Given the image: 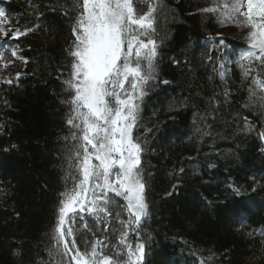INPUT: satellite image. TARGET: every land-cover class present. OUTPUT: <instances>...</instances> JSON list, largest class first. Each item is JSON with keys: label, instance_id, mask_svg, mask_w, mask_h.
<instances>
[{"label": "trees", "instance_id": "trees-1", "mask_svg": "<svg viewBox=\"0 0 264 264\" xmlns=\"http://www.w3.org/2000/svg\"><path fill=\"white\" fill-rule=\"evenodd\" d=\"M73 2L0 0L10 18L6 28L40 25L37 32L9 39L29 62L18 59L19 68L0 78V264H68V257L61 260L49 253L58 195L65 185L63 137L69 134V108L62 101L69 96L62 80L70 70L64 49L73 39L74 17L51 8H71ZM160 3L158 79L170 83L153 82L142 103V122L134 130L143 138L145 129H154L142 156L143 168L150 173V215L141 229L151 245L147 264H264V187L251 191L258 182L264 185V141L258 135L264 132V104L257 100L245 106L250 103L251 81L244 79L237 63L240 53L248 50L250 28L239 23V31L232 21L221 23L219 13H202L214 0ZM33 4L43 18L33 14ZM218 38L225 40L230 53L231 62L223 69ZM221 70L226 73L223 80ZM7 79L12 83H5ZM209 163L216 167L209 169ZM181 167L185 172L180 186L165 198L178 180L173 170ZM230 183L241 188L244 200L233 196ZM124 203L114 198L107 233L92 217H85L91 231L77 220L76 244L82 252L95 239L117 244L121 229L115 213ZM241 205L242 224L233 214ZM119 219H127V214ZM129 240H136L134 233ZM119 250L107 247L104 254Z\"/></svg>", "mask_w": 264, "mask_h": 264}, {"label": "snow or ice", "instance_id": "snow-or-ice-1", "mask_svg": "<svg viewBox=\"0 0 264 264\" xmlns=\"http://www.w3.org/2000/svg\"><path fill=\"white\" fill-rule=\"evenodd\" d=\"M138 4L146 10L141 11ZM32 7L37 19L43 18L44 13L35 4ZM161 7L160 0H74L71 8L60 5L51 8L52 12L60 11L62 16L74 17L70 25L73 39L64 49L70 70L68 78L62 80L69 96L62 101L69 108L65 120L69 134L63 137L65 185L58 195L56 223L52 230L54 243L49 253L59 255L61 260L68 257V264H147L151 245L141 236V229L142 222L150 215L147 179L150 173L143 168L142 156L148 143L146 137L154 129H145L143 138L135 136L134 130L142 122V103L153 82L170 83L158 79L159 49L163 41L157 39L156 26ZM201 11L219 13L221 23L239 22L251 29L248 50L240 53L237 63L244 79L251 81L250 103L245 106L257 100L264 104V0H214L212 6ZM241 17L243 20L239 19ZM9 24V16L0 10V40L5 42L40 30V25L24 30L6 28ZM216 51L220 53L218 58L223 61L220 64L223 69L231 62L223 38H218ZM10 54L25 64L29 62L21 55L19 45L13 46ZM12 63L13 60H6L5 52L0 51V67L7 68ZM173 63L179 62L173 59ZM219 75L223 80L226 73L221 70ZM19 78L18 72L16 79ZM4 82L11 84L12 80ZM229 95L226 89V101ZM244 121L248 128L247 117ZM258 135L264 141V132ZM215 167L213 163L208 164L209 169ZM184 172L183 167L173 170L178 180L172 185V191L164 194L165 198L172 196L180 186L179 177ZM228 187L234 197L244 200L239 186L230 183ZM258 187L264 185L258 182L251 191H257ZM114 198H122L125 202L115 213L121 229L117 244L108 245L104 239H95L90 242V248L82 252L76 244L78 229L74 226L77 220L82 229L91 231L85 217H92L107 233L111 230L109 222L113 220ZM244 212L245 205L234 209L233 214L241 224L244 216L240 214ZM123 213L127 214V219H119ZM132 233L136 236L134 242L129 240ZM107 247L120 250L106 255ZM201 264L206 262L201 261Z\"/></svg>", "mask_w": 264, "mask_h": 264}, {"label": "rangeland", "instance_id": "rangeland-1", "mask_svg": "<svg viewBox=\"0 0 264 264\" xmlns=\"http://www.w3.org/2000/svg\"><path fill=\"white\" fill-rule=\"evenodd\" d=\"M229 2H230V0H229ZM234 23L236 25V29L239 30V31H241V29L238 27L239 26V22H234ZM247 41H248V34H247ZM0 45H3V48H0V51H4L5 52V59L6 60H13V63L10 66H8L7 68L0 67V78H1L4 75L5 72H8V71H16L19 68V65H18V61H17L18 59H14L11 56V54H10V49L13 46H15V45L12 44V43H9L8 41L5 42L3 40H0Z\"/></svg>", "mask_w": 264, "mask_h": 264}]
</instances>
